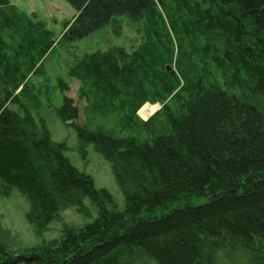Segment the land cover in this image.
Listing matches in <instances>:
<instances>
[{"label":"trees","instance_id":"trees-1","mask_svg":"<svg viewBox=\"0 0 264 264\" xmlns=\"http://www.w3.org/2000/svg\"><path fill=\"white\" fill-rule=\"evenodd\" d=\"M67 2L76 11L67 41L119 26L121 16L144 22L157 40L132 54L85 55L69 70L81 82L85 122L74 123L80 110L68 96L58 109L80 151L93 145L112 164L127 206L111 212L110 194L69 161L46 123L9 108L54 40L0 0V183L28 197L27 219L40 233L69 208L89 215L86 198L99 214L66 229L61 247L21 255L0 225V264H222L239 253L264 264V0ZM174 41L177 73L159 47L173 59ZM168 98L174 108L139 118L146 103Z\"/></svg>","mask_w":264,"mask_h":264},{"label":"rangeland","instance_id":"rangeland-1","mask_svg":"<svg viewBox=\"0 0 264 264\" xmlns=\"http://www.w3.org/2000/svg\"><path fill=\"white\" fill-rule=\"evenodd\" d=\"M10 2L29 20L42 23L52 34L54 43L43 61L42 68L31 73L22 93V88L18 90L20 104H9V108L21 114L27 109L38 122H45L52 139L66 144L68 150L65 156L69 161L93 179L99 192L106 191L110 194L112 199L106 202L108 209L111 212H124L127 200L118 184L112 164L99 154L93 145L87 148L85 154L80 151L75 127L63 123L58 116V109L63 106L65 96L72 98L80 110L79 119L74 123L83 124L87 103L79 95L81 82L71 78L69 70L85 55L99 50L106 51L118 47L132 54L140 47L149 45V42L157 41L155 35L146 30L144 22H131L127 16H121L117 18L119 26L111 22L91 36L71 42L64 38V34L74 20L76 11L67 0ZM159 47L164 55L167 71L177 73V42L174 41L173 59L166 53L165 48ZM217 77L220 78V75L217 74ZM61 82L67 84V91L63 90ZM166 105L175 107L172 98L164 102H148L138 111V116L141 120L148 121ZM84 204L89 210V215L79 213L76 208H69L62 213L63 222L54 221L47 231L40 233L27 219L30 209L28 197L17 188H8L0 183V225L10 232L5 244L16 255L52 251L61 247L66 229L79 231L98 218L97 205L89 198L85 199ZM248 262V255L239 253L224 257L222 264H249Z\"/></svg>","mask_w":264,"mask_h":264}]
</instances>
